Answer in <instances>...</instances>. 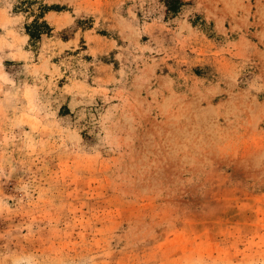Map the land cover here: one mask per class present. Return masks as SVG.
Wrapping results in <instances>:
<instances>
[{"label":"rangeland","instance_id":"rangeland-1","mask_svg":"<svg viewBox=\"0 0 264 264\" xmlns=\"http://www.w3.org/2000/svg\"><path fill=\"white\" fill-rule=\"evenodd\" d=\"M183 1L0 0V264H264V0Z\"/></svg>","mask_w":264,"mask_h":264},{"label":"trees","instance_id":"trees-1","mask_svg":"<svg viewBox=\"0 0 264 264\" xmlns=\"http://www.w3.org/2000/svg\"><path fill=\"white\" fill-rule=\"evenodd\" d=\"M165 7H166V14L168 16L175 15L183 6V0H162ZM46 25L45 21H38L35 19L29 26H28V34L31 39H35L40 34V28H44Z\"/></svg>","mask_w":264,"mask_h":264}]
</instances>
